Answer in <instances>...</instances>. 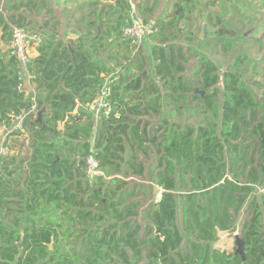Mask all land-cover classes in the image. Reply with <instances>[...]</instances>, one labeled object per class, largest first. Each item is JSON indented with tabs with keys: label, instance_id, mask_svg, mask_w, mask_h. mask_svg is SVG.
Instances as JSON below:
<instances>
[{
	"label": "trees",
	"instance_id": "obj_1",
	"mask_svg": "<svg viewBox=\"0 0 264 264\" xmlns=\"http://www.w3.org/2000/svg\"><path fill=\"white\" fill-rule=\"evenodd\" d=\"M175 6L174 15L180 19L178 10L183 7ZM155 7L156 3H147L138 9L145 17ZM10 20L22 26L21 16ZM109 28L113 36L119 26ZM164 29L153 26L148 33L154 39L149 60L134 44L133 58L110 84L112 109L101 116L96 133L84 105L93 101L103 76L113 68L98 56L102 32L86 41L87 48L83 42L69 49L61 40L50 52L46 46L38 48L39 55L29 66L36 108L48 109L43 116L46 125L28 115L24 126L35 133L29 161L24 166L13 155L0 164L2 172H15L14 166L22 172L27 167L25 205L20 191L8 192L19 197L25 207L20 211L27 212L23 251L15 256L12 242L18 234L5 233L2 226L0 264H264V105L234 71H225L219 86L217 65L206 56L199 59L193 75L200 77L199 87H193L184 74L189 58L183 45L167 42ZM217 34L224 51L237 42L225 39L231 34L226 28ZM115 38L122 39L121 34ZM147 65L150 71L143 74ZM9 83L18 84L13 77ZM7 93L0 89V118L9 123L12 116L6 112L11 109L17 115L31 107L32 99L18 91L7 98ZM67 93L79 103L77 117L83 119H75L73 109L65 104ZM192 100H201L217 117L210 127L182 126L166 117L168 113L180 117L184 104ZM156 114L160 117L155 123L143 119ZM151 148L157 155L154 186L160 198L146 207L148 222L142 225L134 221L138 204L126 200L135 187H129L125 178L144 173L137 156L147 155ZM89 154L111 178L104 181L102 173L86 176L84 157ZM241 177L247 182L241 183ZM252 185L262 192L253 193L258 191ZM185 187L189 189L182 193ZM0 203L8 209L15 202L1 199ZM241 213L245 215L240 227L243 257L214 248L218 232L230 231Z\"/></svg>",
	"mask_w": 264,
	"mask_h": 264
},
{
	"label": "rangeland",
	"instance_id": "obj_2",
	"mask_svg": "<svg viewBox=\"0 0 264 264\" xmlns=\"http://www.w3.org/2000/svg\"><path fill=\"white\" fill-rule=\"evenodd\" d=\"M145 1L149 4L156 3L153 13L146 16V21L151 23L152 26H158V28L164 25V32L167 35L166 37H168L167 42L183 45L184 51L189 58L184 63V74L187 78H191L193 87H199L200 77L193 75L199 59L202 56H206L217 65L220 74L219 86H222L223 83V73L227 70L234 71L240 76L242 83L246 85L248 90L255 95L260 106L264 105V0H191L190 2L181 0H140L141 5ZM175 4L183 7V10H178L183 15L180 19L174 15L177 10ZM129 10L130 6L127 9V13H129ZM30 28L32 27L30 26ZM221 28H226L231 32L230 35L224 36L228 37L225 39H237V42L228 51L222 49L220 42L222 38L217 34ZM151 39V34H146L142 44L139 45L141 56L144 55L148 60L152 45ZM128 41L123 38L116 39V41L112 39L104 41L103 46H100L101 49H98L100 57L107 61L110 66L114 63L112 69L117 67V65L123 66L129 58L132 59L134 56V44L128 43ZM115 42H117L118 46ZM121 48L124 49L123 54ZM116 50H119L120 53H117ZM114 57L118 58L111 60ZM239 58H241L240 61ZM122 70L121 67V73ZM144 71L147 74L150 71V66L147 65ZM118 75L119 72L115 79L118 78ZM218 97L219 95L215 97V101H218ZM171 107L169 105L168 109ZM158 117L160 116L156 114L145 116L143 119L155 123ZM166 117L171 122L194 128L197 126L210 127L217 118L211 110L206 108L201 100H192L184 104L181 116L178 118L170 116L169 113ZM43 119L45 118L43 117ZM93 125L94 133H96L99 123H94L93 121ZM151 125L154 126V124ZM58 127L61 130L64 127V122L61 121ZM156 135H159V132ZM34 137L35 133L32 129L30 133L25 132V136L20 139L17 138V141L13 142L12 150L18 149L19 145L22 149L21 152L15 154V158L22 159L24 166L31 157ZM46 137L48 138L47 134H45V139H47ZM137 157V161H140L143 166L144 173L140 176L130 174L125 178L129 187H135L134 194L126 197V200L138 204L137 211L139 215L134 216V221L136 220L144 225L148 222V219L144 218V210L153 201H157L159 194L158 189L154 186V177L158 170L156 168L157 155L154 148H151L147 155L138 154ZM26 168L24 167V169ZM101 173L104 181L112 177L104 170H101ZM117 176H119V173ZM240 181L241 183L247 182L245 177H241ZM252 188L258 191L253 193L262 192V189L257 187V185H252ZM188 189V187L182 188L181 192L185 193ZM55 215L62 216L58 211L55 212ZM244 217V213H241L238 217L236 226H239V228ZM178 221L183 229L184 224L180 215ZM143 234L144 229L142 228L140 236ZM68 240L74 242L72 239ZM185 245L186 243L184 242L182 247H185ZM212 245L214 248H219L229 254L234 251V247L236 250L231 231L218 232Z\"/></svg>",
	"mask_w": 264,
	"mask_h": 264
},
{
	"label": "crops",
	"instance_id": "obj_3",
	"mask_svg": "<svg viewBox=\"0 0 264 264\" xmlns=\"http://www.w3.org/2000/svg\"><path fill=\"white\" fill-rule=\"evenodd\" d=\"M146 4L147 2L145 1L144 4L141 5L140 0H0V89H7L8 93L6 97L11 98L12 84H6V82H9L12 77L16 78L18 84L15 86L19 87L17 91L23 93L24 98L31 96V106H36L33 100L35 95V84L31 81L32 70H30L29 66L28 76L19 70L17 67V60L10 53L8 48L10 27L12 25L10 20L11 17L21 16L22 26L28 28L31 26L32 28L30 29L38 31L41 35L42 42L32 53V61L39 55L38 48L40 46L43 45L48 47L47 52H50L59 40L62 41V44L68 46L69 49L90 40L93 35H100L101 32L104 37L101 42V47L104 41L111 39L116 41V35L121 32L122 27L131 21L133 16H138L142 20L145 18L147 19L146 16L150 14L146 13L145 17H143L138 9L144 7ZM129 6L130 10L132 6V10H129V13H127ZM123 17L125 18L123 19ZM101 23H103V27H101ZM111 25L119 26V28L113 32V36L108 34V31H111V28H109ZM151 42L152 44L154 43L153 38ZM83 44L84 48L90 45V43L87 42ZM115 44H117V42H115ZM116 52L118 53L119 50H116ZM98 56L107 66L111 67L114 64L111 63L112 65L110 66L107 61L100 57L99 53ZM115 58L117 59L118 57H114V59L112 58L111 60H115ZM19 76L22 77V80L18 79ZM74 100L76 101L77 107L73 109L72 115H75V119L77 120L83 119V117H77L78 108L80 107L77 100ZM5 115L13 117L11 109H9ZM34 119H36V115ZM12 124L13 118L9 123H6L5 120L0 118V134L4 132V125L10 127ZM58 126H60L59 122ZM25 132L30 133L26 128ZM25 132L20 136H16L14 142L17 141V138L20 139L22 136H25ZM21 150L19 145L18 149L13 150L10 157L21 152Z\"/></svg>",
	"mask_w": 264,
	"mask_h": 264
},
{
	"label": "built area",
	"instance_id": "obj_4",
	"mask_svg": "<svg viewBox=\"0 0 264 264\" xmlns=\"http://www.w3.org/2000/svg\"><path fill=\"white\" fill-rule=\"evenodd\" d=\"M152 29L151 23L145 22L138 16H133L129 25L121 28L120 34L123 39L130 40L136 45V48H139L145 35L150 33ZM41 42L42 38L38 31L16 24L11 25L8 48L17 60L18 69L27 76L29 75V63L32 59V53ZM120 69L121 67L117 65V67L105 74L95 91L93 101L90 104L84 105L85 109L90 112L94 123H98L101 116H106L111 112L112 104L109 98L110 84L115 80ZM18 79L22 80V77L19 76ZM36 111L37 108L34 105L29 109H23L19 114L13 115V124L10 127L4 125V132L0 134V164L13 153L12 145L16 139L15 137L25 132L24 121L26 117L30 114L35 117ZM84 162L86 176L91 177L92 175L101 173L98 167V160L93 154L85 156ZM159 198L160 195L158 194L157 200Z\"/></svg>",
	"mask_w": 264,
	"mask_h": 264
},
{
	"label": "flooded vegetation",
	"instance_id": "obj_5",
	"mask_svg": "<svg viewBox=\"0 0 264 264\" xmlns=\"http://www.w3.org/2000/svg\"><path fill=\"white\" fill-rule=\"evenodd\" d=\"M18 166H14L12 171L15 172H11V170L9 172H2V169H0V178H1V182H0V193H3L2 198L1 199H6V200H14V204L9 205L10 207L7 209L5 207L2 206V203H0V229L2 228V226H4V231L5 233L10 234L12 231H16V233L18 234V237L16 239L13 240V245H16V254L15 256L20 255V253H22L23 251V245H22V241H23V237H24V229H25V215L27 214V212H21V209H25V207H21L20 202L25 205V199H26V195H25V180L24 177L27 175V169H23L22 172L18 171ZM16 182H19L18 184H16ZM11 190H13V192H18L20 191L22 193V198L21 201L19 202L17 196L14 197H10L8 195V192H10ZM6 191V192H5ZM0 199V200H1ZM12 210V211H11ZM21 219V222L16 223L15 219ZM236 227V232L239 236H240V229L239 226H234ZM241 227V225H240ZM232 230V229H231ZM230 230V231H231ZM232 232V231H231ZM235 233L232 232V236L234 237ZM234 243H235V237H234ZM50 246V245H49ZM236 246V245H235ZM51 247V246H50ZM235 252V247H234V251L232 252V254ZM3 255V254H2Z\"/></svg>",
	"mask_w": 264,
	"mask_h": 264
},
{
	"label": "water",
	"instance_id": "obj_6",
	"mask_svg": "<svg viewBox=\"0 0 264 264\" xmlns=\"http://www.w3.org/2000/svg\"><path fill=\"white\" fill-rule=\"evenodd\" d=\"M17 90H19V87L18 86L11 87V95H13V93L15 91H17ZM194 92L195 93H200L202 95L205 94V92L203 90H199V89H195ZM67 95H68V101L65 102V104H69L72 109H75L77 107L76 101L74 100V98H73L72 95H70L69 93H67ZM45 112H46V107H41L40 109H38L36 111V119H35V121L36 122H39L43 126L46 125L45 120L43 119V114ZM73 116H75V115H73ZM236 229H237L236 227H233L231 231L233 233H235L236 232ZM234 237H235V245H236L235 252L238 253V254H240L243 257V254H244V241L241 239V237L237 233H235Z\"/></svg>",
	"mask_w": 264,
	"mask_h": 264
}]
</instances>
